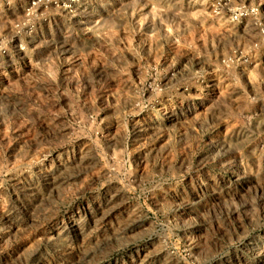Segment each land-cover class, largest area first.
<instances>
[{
    "label": "rangeland",
    "instance_id": "374dc122",
    "mask_svg": "<svg viewBox=\"0 0 264 264\" xmlns=\"http://www.w3.org/2000/svg\"><path fill=\"white\" fill-rule=\"evenodd\" d=\"M0 264H264V0H0Z\"/></svg>",
    "mask_w": 264,
    "mask_h": 264
}]
</instances>
